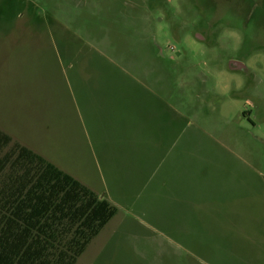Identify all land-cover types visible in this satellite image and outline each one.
I'll list each match as a JSON object with an SVG mask.
<instances>
[{
    "label": "rangeland",
    "instance_id": "obj_1",
    "mask_svg": "<svg viewBox=\"0 0 264 264\" xmlns=\"http://www.w3.org/2000/svg\"><path fill=\"white\" fill-rule=\"evenodd\" d=\"M90 64L135 80L126 84L135 109L147 102L136 114L152 125L151 150L154 136L183 128L165 165L185 183L255 193L261 241L209 244V264H264V0H0L3 131L76 175L92 155L80 123Z\"/></svg>",
    "mask_w": 264,
    "mask_h": 264
},
{
    "label": "crops",
    "instance_id": "obj_2",
    "mask_svg": "<svg viewBox=\"0 0 264 264\" xmlns=\"http://www.w3.org/2000/svg\"><path fill=\"white\" fill-rule=\"evenodd\" d=\"M66 55L65 50L62 56ZM102 67H84L95 74L84 76L87 86L80 112L82 129L92 138L91 159L81 165L79 175L75 168L67 173L110 202L118 213L77 264H140V260L157 264L154 259L164 260L163 264H190L186 258L209 264L218 248L209 244L228 248L233 243L242 247L261 241L253 219L255 210L249 204L255 193L237 191L234 195L224 181L207 189L197 177L192 178V186L185 183L184 172L174 167L171 172L165 162L175 154L183 128H169L172 133L154 136L155 150L143 144L142 138L152 125L137 122V94L130 93V84H126L135 80L130 75L124 80L116 78L113 69L118 67ZM145 103L140 111L143 115ZM9 124L0 116L1 131H8ZM102 130H108L107 134H91ZM201 240L205 241L202 249ZM248 252L241 248L236 251L243 255Z\"/></svg>",
    "mask_w": 264,
    "mask_h": 264
},
{
    "label": "trees",
    "instance_id": "obj_3",
    "mask_svg": "<svg viewBox=\"0 0 264 264\" xmlns=\"http://www.w3.org/2000/svg\"><path fill=\"white\" fill-rule=\"evenodd\" d=\"M118 209L0 130V264H77Z\"/></svg>",
    "mask_w": 264,
    "mask_h": 264
},
{
    "label": "water",
    "instance_id": "obj_4",
    "mask_svg": "<svg viewBox=\"0 0 264 264\" xmlns=\"http://www.w3.org/2000/svg\"><path fill=\"white\" fill-rule=\"evenodd\" d=\"M234 65H236L239 69L244 68V66H242L241 64H237V63H233Z\"/></svg>",
    "mask_w": 264,
    "mask_h": 264
},
{
    "label": "flooded vegetation",
    "instance_id": "obj_5",
    "mask_svg": "<svg viewBox=\"0 0 264 264\" xmlns=\"http://www.w3.org/2000/svg\"><path fill=\"white\" fill-rule=\"evenodd\" d=\"M237 67V66H236ZM238 68V67H237Z\"/></svg>",
    "mask_w": 264,
    "mask_h": 264
}]
</instances>
